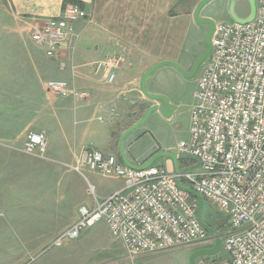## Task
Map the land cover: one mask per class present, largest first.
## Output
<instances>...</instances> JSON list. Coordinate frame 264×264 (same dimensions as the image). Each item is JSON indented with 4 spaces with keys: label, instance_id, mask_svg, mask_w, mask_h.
Masks as SVG:
<instances>
[{
    "label": "rangeland",
    "instance_id": "rangeland-1",
    "mask_svg": "<svg viewBox=\"0 0 264 264\" xmlns=\"http://www.w3.org/2000/svg\"><path fill=\"white\" fill-rule=\"evenodd\" d=\"M176 1L94 0L91 8L87 9V20H102L105 16L103 21L110 28L129 31L130 36L140 42L146 40L149 61L164 54L169 57L167 60L186 70L204 50L207 26L197 24L192 17L200 0H188L173 7ZM254 1L256 5L258 0ZM228 3V0H212L200 15L212 18L215 24L232 23L227 14ZM6 7L4 0H0V139L12 143L6 139L10 136L7 130L12 129L20 130L19 140H23L29 131H44L53 153L48 152L47 161H41L20 153L7 155L6 150L0 149V264H189L195 251L213 248L215 242L210 241L203 245L139 255L131 263L120 241L111 236L103 220L83 228L78 237L62 238L58 246L53 245L73 225L75 200L89 207L94 204L93 196L85 189L88 184L95 187L94 193L101 200L123 183L121 179L104 177L87 169L79 174L63 165L72 163L70 156L64 157L56 151L62 146L63 135L67 143L74 144L78 153L86 145L107 152L105 141L96 136L104 125L94 119L93 108H85L83 116L78 115L83 111L77 108L91 103L93 91L89 90L90 98L85 101L73 103L70 98L64 102L66 98L51 96L52 102H49L43 83L48 80L69 82L70 73L59 70L56 63L34 46L28 39L27 24L14 19ZM234 11L239 17H245L249 5L245 0H237ZM96 46L95 41L92 49ZM141 53L145 57L146 54ZM35 57L38 58L35 64L38 65L39 77L34 75L31 62ZM205 62L191 78L181 76L171 66L161 67L148 77L147 91L170 99L173 115L167 120L153 113L129 134L123 142L124 150L128 149V141L133 140L129 152L135 155L148 150L177 153L179 142L189 136L193 94ZM81 71L94 76L88 67L81 68ZM144 98L142 108L153 102ZM137 116L139 113L132 114L127 121ZM83 133H94L93 139L99 140L94 144H91L93 139L83 142ZM114 147L112 153L119 157L117 138ZM165 158H158L152 165L157 166ZM201 199L202 219L214 230L210 236H223L230 231L226 214L205 198ZM222 255L223 249L220 248L214 255L196 256L194 264L200 259Z\"/></svg>",
    "mask_w": 264,
    "mask_h": 264
},
{
    "label": "built area",
    "instance_id": "built-area-1",
    "mask_svg": "<svg viewBox=\"0 0 264 264\" xmlns=\"http://www.w3.org/2000/svg\"><path fill=\"white\" fill-rule=\"evenodd\" d=\"M86 17L78 3H68L58 17L24 24L34 46L64 69L77 37L74 24ZM211 46L193 94L189 136L177 148L197 166L178 172L155 165L132 169L113 154L81 150L73 164L63 165L79 174L87 169L116 177L123 185L99 200L88 184L93 206L80 207L78 220L53 245L62 238H76L83 228L103 220L131 261L219 239L224 255L196 264H264V0H258L247 23L215 24ZM121 63V56L109 55L92 64V73L112 84ZM43 87L53 96L88 98L87 91L66 81L48 80ZM109 110L113 114L114 109ZM96 119L104 123L102 117ZM47 144L44 131H29L18 151L47 160ZM176 181L224 212L230 231L210 236L197 220L196 200Z\"/></svg>",
    "mask_w": 264,
    "mask_h": 264
},
{
    "label": "crops",
    "instance_id": "crops-1",
    "mask_svg": "<svg viewBox=\"0 0 264 264\" xmlns=\"http://www.w3.org/2000/svg\"><path fill=\"white\" fill-rule=\"evenodd\" d=\"M93 2L94 0H4V3L7 6L6 8L11 13V16L17 21L22 20L23 23L27 21L30 22L34 19L36 20V19L58 17L61 15L65 5L68 3H78L79 5H81L82 9L85 10L88 16L87 9H89V7L91 8ZM185 3L186 2L184 0H177L173 5V7ZM105 19L106 17L104 16L102 20L100 19L97 20L92 18L91 21H88L86 17L85 19H81L75 22L74 27L76 30L77 37L74 40L73 51L70 53L69 58L65 60L66 67L64 69H61L59 67V63L57 61L51 59L49 60L56 63L59 70H68V72L70 73L71 81L69 82L67 81V82L71 87H74L78 90H85L88 92V98L85 100H88L90 98L89 90L93 91L92 94L93 98L91 103L86 104L87 107L81 105V107L77 108L79 111H83V112H79L78 115L83 116L85 112L84 110L85 108H93V113H95L94 119H96L97 117H102L104 119V123L102 124L104 125L103 126L104 129L97 132L96 136L100 137L105 141L104 148L107 150V152H103L99 149L87 147V145L84 146L82 150L93 149L100 151L103 154H113L112 152L115 149L114 147L115 138H117V143H118L120 134L126 128H128L133 123H135L139 118H141V116L144 114V112L150 105L157 103L152 100L153 102L151 104L142 108L143 102L141 101H144L145 96L141 93L139 85L143 73L153 64L162 60H167L169 59V57L164 56L163 54L161 56L156 57L157 59H155L154 61L152 62L149 61L147 56L148 50L145 39L142 40V42H140L137 39H134V37H131L129 31L120 32L117 30V27L110 28L107 25L108 23L103 21ZM113 25H115V23H113ZM95 41L97 45L96 49H92V44ZM141 52L146 54L145 57L142 55ZM113 54L121 56L122 63L119 68L115 69L116 76L112 84H105L101 82L99 79H96L95 76H92L91 74L86 75L82 73V71L80 72L81 68L88 67V69H90V73H92V64H94V62L102 60L105 57ZM37 60L38 58L36 59L35 57L34 59L31 60V62H33L34 65V75L36 77H39L40 72L38 69V65L35 64ZM76 80H78V82ZM43 82L44 80L41 81V84ZM104 87H108V88H104ZM46 95L48 98H50V100L48 101L52 102L51 96L53 95L47 94L45 92V96ZM70 98L72 97H67L66 99L63 98L64 102L71 100ZM85 100H75L72 98L73 103H75L74 101H85ZM109 108L114 109L113 114H111ZM136 113H139V116H137L134 120L128 122L127 118L132 114H136ZM96 121L99 122L97 119ZM99 123L101 124L102 122ZM19 132H20L19 129L7 130V134L10 136L9 137L5 136V137L6 139H9L12 143L0 139V149L6 150L8 153L7 155L11 153L23 154L20 151H18V149L22 146L24 141V139L19 140L20 137ZM144 134L145 133H143V135L141 136H144ZM93 135L94 133H89V134L83 133L81 136L82 138L81 141L83 142L90 141L93 139L94 137ZM127 137H129V135ZM127 137L124 139V142L127 140ZM62 139H63L61 146L62 148L61 147L59 149L57 148L56 151L59 155H64V157L70 156V159L72 161L71 164H73L75 160V155L78 153V151H76V149L74 148L73 143L71 142L67 143L65 135L62 136ZM97 140L99 139H93L91 144L96 143ZM17 142L19 144H16ZM131 142H133V140L128 141V149H125V154L127 159L134 165H140L144 163L152 154L155 153L148 150L146 153L136 154V155L132 154L129 152V148L131 147ZM49 144L50 143L48 141L46 156L48 152L53 153L52 151H50ZM176 155H177V164L179 171L191 170L197 166L194 159L183 155H179L178 153H176ZM115 156L119 161H121V159L117 155ZM5 157L7 159L9 158V156H5ZM33 158L36 160H41V161L43 160L35 157ZM157 166H161L168 171H174L173 163L169 158H165L163 161L159 162ZM94 191H95V187H94ZM82 206L89 207L84 205L81 201L75 200L74 203L75 217L72 224H74L78 220L79 218L78 210Z\"/></svg>",
    "mask_w": 264,
    "mask_h": 264
},
{
    "label": "water",
    "instance_id": "water-1",
    "mask_svg": "<svg viewBox=\"0 0 264 264\" xmlns=\"http://www.w3.org/2000/svg\"><path fill=\"white\" fill-rule=\"evenodd\" d=\"M211 1L212 0H200L196 4L194 11H193V14H192L193 20L197 24L206 25L207 29H206V32L204 35V41H203L204 50L199 56L196 57V59L194 60L192 66H191V69L187 71V70L182 69L178 64H176L170 60H162V61H159V62L153 64L152 66H150L143 73V75L140 79V85L139 86H140L141 93L146 98L153 100L154 102L159 101V102H161V104L155 103V104H152L151 106H149L146 109V111L144 112V114L141 116V118H139L135 123H133L128 128H126L120 134V137L118 139L119 158L124 163V165H126L129 168L144 169V168L152 165L158 158L166 157V158L171 159V161L173 163V167H174V172L179 171L178 164H177V155L175 153H171V152H167V151H161V152H156V153L152 154L144 163H142L140 165L132 164L126 157L123 142H124V139L127 137V135H129L134 130L139 128L141 125H143L153 113L159 114L164 119H169L173 115L174 110H173L172 106L169 104V102L165 96H163L161 94H157V93H150L147 91L146 81L152 73H154L156 70H158L161 67L171 66L181 76H183L185 78H191V77L195 76L199 66L210 57L211 50H212L211 34L214 30L215 23H214L212 18L201 16L200 12ZM228 1H229V3L227 6V13H228V16L231 18L232 21H236L239 23H247L253 19L254 14H255V1L254 0H246L248 5H249V12H248V15L245 17H239L238 15L235 14L234 8H235L236 0H228ZM176 185L180 190L187 192L188 194L192 195L195 198L196 206H197V210H196L197 220L209 235H213V233H214L213 228L211 226H209L207 223H205V221L202 219V216H201L202 199H201L200 195L194 189L181 184L179 181H176ZM219 249H220V240L216 239L213 248L201 249V250L195 251L192 254V256L190 257L189 264H194V259L196 256L214 255L219 251Z\"/></svg>",
    "mask_w": 264,
    "mask_h": 264
},
{
    "label": "flooded vegetation",
    "instance_id": "flooded-vegetation-1",
    "mask_svg": "<svg viewBox=\"0 0 264 264\" xmlns=\"http://www.w3.org/2000/svg\"><path fill=\"white\" fill-rule=\"evenodd\" d=\"M236 1H237V0H236ZM245 1H246V0H245ZM246 2H247V1H246ZM227 14H228V13H227ZM191 66H192V65H191ZM191 66L189 67V69H186V70H187V71L190 70V69H191ZM197 71H198V70H197ZM168 102H170V99H168ZM157 103H158V104H161V102H159V101H158ZM169 104L171 105L172 103H169Z\"/></svg>",
    "mask_w": 264,
    "mask_h": 264
},
{
    "label": "trees",
    "instance_id": "trees-1",
    "mask_svg": "<svg viewBox=\"0 0 264 264\" xmlns=\"http://www.w3.org/2000/svg\"><path fill=\"white\" fill-rule=\"evenodd\" d=\"M185 2H187L188 0H184ZM81 6V5H80ZM206 223V222H205ZM208 224V223H207ZM209 225V224H208ZM210 226V225H209Z\"/></svg>",
    "mask_w": 264,
    "mask_h": 264
}]
</instances>
